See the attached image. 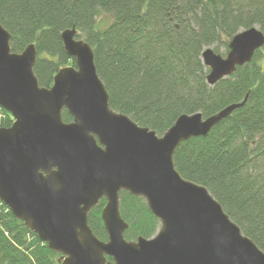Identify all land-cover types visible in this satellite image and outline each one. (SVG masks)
Segmentation results:
<instances>
[{"label": "water", "instance_id": "obj_1", "mask_svg": "<svg viewBox=\"0 0 264 264\" xmlns=\"http://www.w3.org/2000/svg\"><path fill=\"white\" fill-rule=\"evenodd\" d=\"M11 37L0 24V107L13 117L10 127H0V200L61 254L60 264H264V251L220 202L174 164L182 142L207 136L248 97L207 118L182 114L158 136L110 107L93 49L75 27L61 37L77 67L59 69L50 87L34 73L35 45L15 53ZM263 47L264 33L253 26L232 38L226 57L206 48L207 83L231 76ZM64 109L71 122H64ZM122 191L146 201L160 222L154 237L126 240ZM103 198L107 241L89 226Z\"/></svg>", "mask_w": 264, "mask_h": 264}, {"label": "trees", "instance_id": "obj_2", "mask_svg": "<svg viewBox=\"0 0 264 264\" xmlns=\"http://www.w3.org/2000/svg\"><path fill=\"white\" fill-rule=\"evenodd\" d=\"M103 15L110 18L107 25ZM0 24L12 36V52L35 45L34 73L44 87L59 69L77 67L61 37L75 27L77 38L93 49L110 107L158 136L182 114L207 118L248 97L207 136L182 142L174 164L183 178L205 186L264 251V47L213 86L202 60L206 48L228 53L242 30L257 26L264 33V0H0ZM0 112V127H10L12 115ZM62 116L72 121L66 110ZM106 202L89 214V226L103 241ZM120 213L128 224L126 240L152 238L160 229L146 201L129 192H120ZM60 260L0 202V264Z\"/></svg>", "mask_w": 264, "mask_h": 264}, {"label": "rangeland", "instance_id": "obj_3", "mask_svg": "<svg viewBox=\"0 0 264 264\" xmlns=\"http://www.w3.org/2000/svg\"><path fill=\"white\" fill-rule=\"evenodd\" d=\"M101 20L105 23V25H107L110 22V18L107 17L106 15H103L101 17ZM105 25H103V27H105ZM212 48H214V47H212ZM218 53L221 54L223 57H226V55H227L226 50H225L224 47H220L218 49ZM0 115H1V112H0Z\"/></svg>", "mask_w": 264, "mask_h": 264}]
</instances>
